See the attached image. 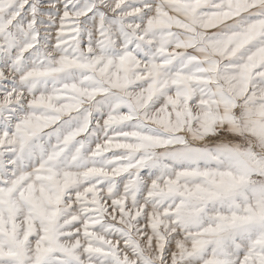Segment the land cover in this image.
Masks as SVG:
<instances>
[{
  "label": "snow or ice",
  "instance_id": "6c2138e0",
  "mask_svg": "<svg viewBox=\"0 0 264 264\" xmlns=\"http://www.w3.org/2000/svg\"><path fill=\"white\" fill-rule=\"evenodd\" d=\"M0 264H264V0H0Z\"/></svg>",
  "mask_w": 264,
  "mask_h": 264
}]
</instances>
